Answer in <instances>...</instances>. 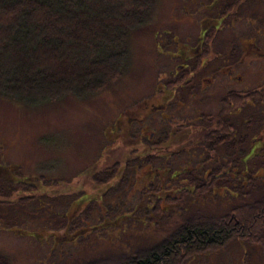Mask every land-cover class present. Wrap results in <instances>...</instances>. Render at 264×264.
Instances as JSON below:
<instances>
[{"label":"rangeland","instance_id":"obj_1","mask_svg":"<svg viewBox=\"0 0 264 264\" xmlns=\"http://www.w3.org/2000/svg\"><path fill=\"white\" fill-rule=\"evenodd\" d=\"M8 1L0 0V7ZM212 2L154 0L149 23L129 36L130 54L126 72L95 96L84 100L66 96L37 106L0 96V165L16 169L11 172L13 184H25L35 178L49 182L45 185L38 181V187L24 190L22 186L13 189L12 185L0 179V191L3 193H0V201L10 203L9 206L0 205V256L8 264H87L121 251L135 252L157 243L182 223L181 214L177 213L179 207H190L194 212L204 214H227L233 207L251 204L264 191V142L261 145L253 142L255 146L251 158L238 167L241 175L238 173V179L231 175L235 183L231 189L228 190L227 184L223 183L213 187L215 192L212 195L186 197L183 202L177 200L176 204L181 205L173 210L175 213L168 212L166 197L159 202L160 209L166 207L164 214L155 210L153 205L161 195L150 190L151 177L148 174L162 173V170L152 171L144 166L140 171L133 172L131 169L124 177L118 175L107 184L98 185L94 180L98 171L115 164L122 167L128 157L146 154L142 144H129L124 131L126 118L140 111V105L154 92L156 83L167 78L174 67L173 61L159 54L158 50L174 51V39L184 42L195 37L200 19L215 13L207 11ZM224 3L230 6L232 0H218L212 10L221 12L226 8ZM46 10L48 14L55 12L53 8ZM77 12L83 10L76 8L74 13ZM231 12L237 23L234 21L228 28L231 20L227 21L225 27L228 29L217 39L222 41V50L225 45L226 51L230 49L229 45L243 50L244 63L235 73L242 75L244 80L242 84L236 82L235 86L250 91L256 86L259 73L264 74V59H255L252 47H248L249 44H256L264 49V0H245ZM61 14V18L69 17L65 12ZM18 51L24 54L27 47L21 46ZM15 76L11 74L13 79H16ZM210 96L211 100L198 98L194 108H206L205 104L211 103L216 94ZM263 106L260 103L247 106L237 117H230L234 129H242L243 138L237 149L229 151L230 155L218 148L223 160H227V167L221 166L223 170L229 171L230 156L239 157L242 154L244 157L252 141L262 135ZM201 137L197 128L193 133L179 139L176 137L177 143L179 141L183 146L190 147L200 157L189 158L182 154L183 157L169 160L170 164L192 168L199 161L203 162L202 150L195 146ZM210 155L215 159L219 156L217 153ZM147 157L149 155L144 158ZM154 164L161 166L162 160L156 158ZM212 164L216 167L214 161ZM166 174L169 175V172ZM220 187L226 192L217 191ZM145 188H148L147 193L143 191ZM81 191L96 200L89 212L85 210L87 205L77 206L76 196ZM65 193L76 196L66 199ZM34 194L46 197L34 199ZM27 196V202L20 201ZM140 204L148 207L145 214L132 212ZM107 208L109 213L105 212ZM121 213L124 218L115 220ZM109 223L111 228L89 234L90 228L104 227ZM183 264H264V246L233 241L217 251L186 258Z\"/></svg>","mask_w":264,"mask_h":264},{"label":"trees","instance_id":"obj_2","mask_svg":"<svg viewBox=\"0 0 264 264\" xmlns=\"http://www.w3.org/2000/svg\"><path fill=\"white\" fill-rule=\"evenodd\" d=\"M241 1L235 0L234 3L240 4ZM153 3L154 0H9L4 7H0V96L37 106L66 96L84 100L105 90L126 72L130 54L129 36L149 23ZM49 8L55 9V12L48 14L46 9ZM76 8L83 12L74 13ZM226 8L228 10L230 6ZM63 12L69 17L61 18ZM21 46L27 47L24 54L18 51ZM12 73L16 79L11 77ZM229 100L231 96L226 101ZM259 102L264 103V94L250 93L242 97L240 106L246 108ZM250 155L244 156L243 164L251 158ZM127 160L122 167L115 164L98 171L94 176L95 183H110L118 175L124 177L130 168L135 172L141 162L130 164ZM146 160L142 164L152 162L149 158ZM13 170V167L9 169L0 165V179L12 185L13 189L22 186L24 190H29L38 187V181L49 184L48 180L37 181L36 178L30 180L32 185H29L30 181L13 184ZM217 171L213 168L206 182L202 175L196 176L187 168L176 171L172 166L164 167L162 181H158L155 175L149 181L150 190L161 195L153 204L155 210L160 214L167 210L176 211L181 205L176 204L177 200L183 202L186 197L212 195L215 192L213 187L226 183L225 175ZM166 172L169 175H165ZM196 177L201 178L195 180ZM143 191L147 193L148 188ZM34 197L46 196L34 194ZM163 197L168 198L167 210H164L166 207H159ZM23 200L27 202L29 197L20 199L21 202ZM76 200L77 206L87 205L85 210L88 212L96 203L84 192L79 193ZM9 204L0 201L2 206ZM171 206L174 209H170ZM147 208L140 204L132 212L145 214ZM105 212L109 213L108 208ZM177 213L181 214L182 223L157 243L131 253L121 251L87 264H183L186 258L217 251L233 241L264 246V191L251 204L233 207L227 214H204L194 212L190 207H179ZM65 216L68 217L67 214ZM122 216L121 213L115 220L124 218ZM111 225L92 227L89 234L104 231ZM7 262L0 256V264Z\"/></svg>","mask_w":264,"mask_h":264},{"label":"flooded vegetation","instance_id":"obj_3","mask_svg":"<svg viewBox=\"0 0 264 264\" xmlns=\"http://www.w3.org/2000/svg\"><path fill=\"white\" fill-rule=\"evenodd\" d=\"M234 1L232 0L228 10L224 8L221 12L217 11L216 13L212 8L218 0H214L208 6L210 8L207 11L216 14L213 13L209 17L200 19L198 33L195 37L186 39L184 42L174 39V51H165L162 48L163 46H159L162 50H158V53L173 61L174 67L168 73L167 78L156 83L154 92L145 98L144 104L140 105L142 106L139 109L140 111L128 116L124 124V131L129 144H142V150L146 152L145 155L128 157L127 161L130 164L141 162L138 163L139 166L136 167L135 171L142 170L144 166L149 167L152 171L153 169L158 171L164 167L172 166L177 171L181 165L175 167L170 164L169 160L182 156V154H185L184 157L196 158L198 153L190 147L183 146L179 141L177 143L176 137L179 139L190 132L193 133L197 128L198 131H201L202 137L197 142H195L196 140L193 142H195L196 149L202 150L200 154L203 162L199 161L192 168H188V166L181 168H187L193 174L195 171L196 176L202 175L204 181L207 180L212 174V169L215 168L218 170V174L225 175L224 181L226 183L224 184H227L228 190L235 185L231 175L236 179H238V173L241 175L238 167L243 164L244 157L242 154L239 157L230 156L229 171H227L220 167L221 165L226 168L227 160H223L221 150H218V148L224 149L225 154L230 155L229 151L235 150L241 145L242 129L239 130L238 127L234 129L230 117H237L243 110L240 103L244 95L255 92L264 94V87L259 86H264V74L259 73L260 76L256 82L257 87L255 86L256 88L254 87L250 91H243V88L235 86L236 82L242 84L244 80L242 75L237 74L238 72L235 73L239 65L242 66L244 63L243 50L236 45L234 47L229 45L230 49L226 51L225 44V49L222 50L220 44L222 41L217 39L219 34L230 28L234 21L237 23V19L234 20L233 18L234 13L231 12L234 7L238 6ZM223 6L227 7L226 3ZM227 21H229L228 28L225 27ZM249 40L252 42L251 39ZM248 47H252L251 53L255 59L257 57L261 60L264 59V49H260L256 44H249ZM214 94H216L215 99L211 103L209 102L210 104H205L206 108H194L195 101L198 98L206 99ZM228 96H231V100L226 101ZM228 102L229 105H227ZM260 104L264 105L263 102ZM214 111L215 113H213ZM236 122L238 121L236 120ZM253 142H258L259 145L264 142V127L262 128V135L252 141L249 149L250 153L254 152L255 145H253ZM212 153L219 154L218 158L210 157ZM146 155H149V157L144 158ZM148 158L152 162L142 164ZM156 158L159 161L162 160L161 166L154 164ZM212 161H214L215 166L218 164L217 168L213 167ZM234 170H236L235 174H233ZM148 175L150 177L155 175L158 181H162L161 172ZM198 178L201 177H196L195 180H198ZM223 190L226 191L222 187L218 189L219 192ZM73 194L65 193L64 195L68 199Z\"/></svg>","mask_w":264,"mask_h":264}]
</instances>
